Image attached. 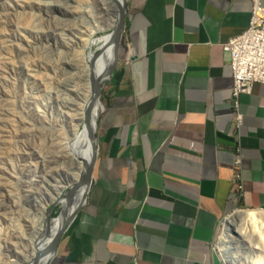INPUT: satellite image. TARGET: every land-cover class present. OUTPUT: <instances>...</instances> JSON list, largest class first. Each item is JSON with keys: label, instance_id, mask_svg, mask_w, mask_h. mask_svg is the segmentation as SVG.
I'll return each mask as SVG.
<instances>
[{"label": "crops", "instance_id": "0c3cea01", "mask_svg": "<svg viewBox=\"0 0 264 264\" xmlns=\"http://www.w3.org/2000/svg\"><path fill=\"white\" fill-rule=\"evenodd\" d=\"M127 11L130 59L104 93L93 183L49 264H222L220 221L264 210V85L240 96L238 124L223 51L252 1L129 0Z\"/></svg>", "mask_w": 264, "mask_h": 264}, {"label": "rangeland", "instance_id": "374dc122", "mask_svg": "<svg viewBox=\"0 0 264 264\" xmlns=\"http://www.w3.org/2000/svg\"><path fill=\"white\" fill-rule=\"evenodd\" d=\"M95 1L0 0V264L32 253L31 245L47 232L37 233L39 227L63 211L62 204L49 201L56 192L52 177L69 166L58 158L72 138L69 122L81 95L73 90L81 88L79 77L88 80L94 66L87 56H99L97 44L111 32L110 7ZM123 37L126 52L117 68L130 59ZM74 62L77 73L66 74ZM238 211L250 210L229 213L218 227L214 246L222 264H247L259 255L248 238L225 248L227 226L243 229L238 218L228 220Z\"/></svg>", "mask_w": 264, "mask_h": 264}, {"label": "bare ground", "instance_id": "6f19581e", "mask_svg": "<svg viewBox=\"0 0 264 264\" xmlns=\"http://www.w3.org/2000/svg\"><path fill=\"white\" fill-rule=\"evenodd\" d=\"M94 1L95 0H93V2ZM96 1L97 4L101 7H110V29L112 32L118 22L120 13L119 4H123V6L126 7V10H128V1ZM108 35L102 38L100 44H97L99 46V50L101 51L100 55L94 56L93 53H89V55L87 56V58L90 59L91 66L92 64L94 66L91 70L90 76H86V79L88 80L85 83L84 79L79 77L78 87L81 88L79 89V91L77 89L73 90V95L77 96L79 95V93H81V95L78 106L73 107V109L76 110V118L75 120H73L72 118V120L69 122V128L72 132V138L69 146L66 148L65 155L59 156L58 158V162L67 163L69 166L63 171H56L54 177H52L54 181L53 186L56 189V192L52 200L49 201V203L62 204L63 211L59 215V217L49 220L47 224H43L39 227L37 233L40 231L41 235L47 229L45 237L39 242L32 241L34 243L31 245L30 249L35 250L32 253L28 252L29 255L22 256L21 259L13 260V264H33L35 262L40 264H47L48 262L50 263L49 260L50 258H52V256L46 255L39 259L38 255L43 254V252L50 247L51 243L61 230L66 215H70L73 210L82 205V203L84 202V195L86 194L88 188L86 184L81 185V183L86 165L89 164L93 152L92 144L88 138L89 127H91L92 129L96 127L98 117L104 109L101 100H98L92 104L93 82L94 80H98L101 77L102 79H105L107 77L106 71L111 67L115 58H118L120 47L123 41L122 37L118 43L108 45ZM78 69V65L74 62L71 65L70 70L67 71L66 74H70L72 72L77 73ZM70 77H73V75ZM84 87L85 89H87L85 91V94ZM70 104L72 103L70 102ZM74 188L76 192L71 197V199H69L67 197V194ZM64 191H66L67 193L65 194L64 198L60 199ZM261 211H238L234 216H230L228 218V220H234V218H238L244 224V226L243 229L239 231L232 230L230 226H227L225 236L226 240L224 241L226 245L225 248L231 241H235L236 239L248 238L251 250H256L259 252L257 259L247 264H264L262 263V261L264 262V211ZM254 247H256V249H253Z\"/></svg>", "mask_w": 264, "mask_h": 264}, {"label": "built area", "instance_id": "2783aa9c", "mask_svg": "<svg viewBox=\"0 0 264 264\" xmlns=\"http://www.w3.org/2000/svg\"><path fill=\"white\" fill-rule=\"evenodd\" d=\"M252 1V15L248 28L230 38L223 45L232 71V103L236 122L241 123L239 98L250 94L255 84L264 85V7L261 0ZM234 182L242 189L240 173H235Z\"/></svg>", "mask_w": 264, "mask_h": 264}, {"label": "water", "instance_id": "95a60500", "mask_svg": "<svg viewBox=\"0 0 264 264\" xmlns=\"http://www.w3.org/2000/svg\"><path fill=\"white\" fill-rule=\"evenodd\" d=\"M126 1V0H124ZM120 8V13H119V18L117 25L115 29L108 35V45H112L113 43H118L121 38L124 35L125 32V27H126V17H127V10L126 7L123 6V4H119ZM118 59L117 57L113 61L111 67L106 71L107 77L105 79H102V77L98 80H94L93 82V99H92V104L95 103L98 100H102V95L104 93V89L108 82L111 80V76L113 72L115 71L117 67ZM88 138L92 144L93 147V152H92V158L89 162V164L86 165L85 171L83 173V179L81 185H87L88 190L86 191V194L84 195V202L82 205L78 206L75 210L72 211L70 215H66L62 228L51 243L50 247L43 252V254L38 255V258H42L43 256H53L57 250V247L59 245L60 239L63 236V234L67 231V228L70 224L73 223L74 219L76 218L78 212L82 209L84 206L87 193L89 191L90 186L92 185V180H93V171L96 165L97 161V155H98V141H97V125L95 128L89 127V132H88ZM90 182V184H89ZM76 192L75 188L72 189L68 194L67 197L71 199V197L74 195ZM49 264V262L47 263Z\"/></svg>", "mask_w": 264, "mask_h": 264}]
</instances>
